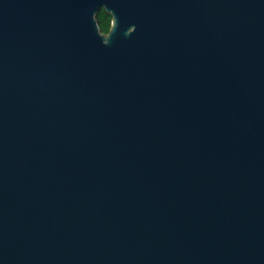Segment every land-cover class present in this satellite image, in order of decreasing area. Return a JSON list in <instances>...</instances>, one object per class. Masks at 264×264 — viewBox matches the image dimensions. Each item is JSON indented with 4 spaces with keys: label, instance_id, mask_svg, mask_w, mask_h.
<instances>
[{
    "label": "water",
    "instance_id": "1",
    "mask_svg": "<svg viewBox=\"0 0 264 264\" xmlns=\"http://www.w3.org/2000/svg\"><path fill=\"white\" fill-rule=\"evenodd\" d=\"M0 264H264V0H0Z\"/></svg>",
    "mask_w": 264,
    "mask_h": 264
},
{
    "label": "trees",
    "instance_id": "2",
    "mask_svg": "<svg viewBox=\"0 0 264 264\" xmlns=\"http://www.w3.org/2000/svg\"><path fill=\"white\" fill-rule=\"evenodd\" d=\"M97 20L100 26V29L103 33H108L111 28L112 16L108 14L105 9H102L98 15Z\"/></svg>",
    "mask_w": 264,
    "mask_h": 264
}]
</instances>
